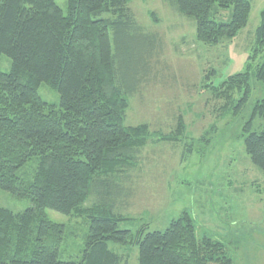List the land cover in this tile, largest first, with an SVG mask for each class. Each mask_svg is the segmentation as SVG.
<instances>
[{
    "label": "trees",
    "instance_id": "16d2710c",
    "mask_svg": "<svg viewBox=\"0 0 264 264\" xmlns=\"http://www.w3.org/2000/svg\"><path fill=\"white\" fill-rule=\"evenodd\" d=\"M162 1L193 19L197 41L210 46L234 39L251 8L249 0ZM127 5L128 0H67L63 14L54 0H0V55L11 60L10 71L0 72V190L29 202L20 213L0 206V264H121L108 242L137 244V264H231L222 243L197 236L187 211L163 232L117 230L120 218L112 214L111 200L119 192L112 183L148 137L146 126L124 125V94L134 91L154 42L136 27ZM213 6L230 8V21H217ZM254 52H264V8ZM250 75L225 83L244 87L242 103ZM253 75L264 85V55ZM40 83L57 92L58 107L39 97ZM258 115L264 117V98L252 110V117ZM244 148L264 172V128L249 132ZM92 189L99 201L83 208ZM48 209L88 215L80 260H59L63 228L47 218Z\"/></svg>",
    "mask_w": 264,
    "mask_h": 264
},
{
    "label": "rangeland",
    "instance_id": "374dc122",
    "mask_svg": "<svg viewBox=\"0 0 264 264\" xmlns=\"http://www.w3.org/2000/svg\"><path fill=\"white\" fill-rule=\"evenodd\" d=\"M54 2L66 14L67 0ZM249 2L246 27L234 39L210 46L197 41L193 19L162 0H128L136 27L154 36V42L144 66L138 68L141 77L134 91L124 94V125L146 126L148 137L112 183L119 192L111 200L112 214L120 218L117 230L134 235L163 232L187 211L197 236L222 243L231 264H264V172L244 148L249 132L264 128V117H252L254 105L264 98V85L253 75L264 55L254 52L264 0ZM211 13L217 21H230V8L213 6ZM109 37L114 51L112 32ZM10 68L11 60L0 55V72ZM244 72L251 74L250 92L242 103L244 87L225 83ZM37 94L45 103L59 106L57 92L45 83L38 85ZM174 135H178L174 141L164 139ZM98 197L92 189L83 208L93 206ZM0 206L20 213L29 202L0 190ZM45 214L63 228L59 260H80L88 215L49 209ZM108 249L121 264H137V244L108 242Z\"/></svg>",
    "mask_w": 264,
    "mask_h": 264
}]
</instances>
